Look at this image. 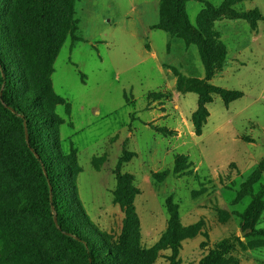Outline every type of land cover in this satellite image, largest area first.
Wrapping results in <instances>:
<instances>
[{
    "label": "rangeland",
    "instance_id": "374dc122",
    "mask_svg": "<svg viewBox=\"0 0 264 264\" xmlns=\"http://www.w3.org/2000/svg\"><path fill=\"white\" fill-rule=\"evenodd\" d=\"M69 6L56 2L62 45L50 56L26 0H0V58L11 97L58 173L60 206L75 231L100 252L119 244L125 214L115 169L128 151L135 157L120 174L134 179L139 229L113 264H171L169 198L187 229L175 264H199L227 239L233 249L222 264H264V206L253 230L240 218L264 189V0L190 1L187 15L210 52L189 33L156 29L160 0H74L71 20ZM207 86L243 97L226 105L211 92L198 137L200 95L188 90ZM11 128L0 106V206L44 197L24 138ZM177 156L193 165L180 175ZM37 247L42 255L30 251ZM0 264L86 260L48 218L13 210L0 212Z\"/></svg>",
    "mask_w": 264,
    "mask_h": 264
},
{
    "label": "trees",
    "instance_id": "16d2710c",
    "mask_svg": "<svg viewBox=\"0 0 264 264\" xmlns=\"http://www.w3.org/2000/svg\"><path fill=\"white\" fill-rule=\"evenodd\" d=\"M61 0H26V10L29 13L30 19L38 25L46 52L50 56H55L60 50L62 42L56 44L53 31V18L56 8V2ZM65 3L70 2L69 11L70 18L73 15L74 0H63ZM192 0H160L159 7V24L156 29H166L168 31H183L196 36L200 40V44L207 52H210L209 39L207 36L198 32L191 24L186 12V5ZM264 21V18H259ZM74 31H77L75 28ZM172 34V33H171ZM209 48V49H207ZM204 53V61L208 69L209 53ZM203 85V84H200ZM182 91V90H180ZM190 93H198L200 101L197 111L193 114L192 122L195 133L198 137L202 136L203 130L210 117L207 105L212 102L211 92L221 95L224 103L229 105L243 97L240 92H226L225 90L207 86L198 92L195 88L188 90ZM0 106L4 113L8 114L12 119L11 128L15 132H21L25 145L24 150L32 166L33 172L40 177L44 192V197L36 198V200L27 202H14L0 206V212H11L13 210H21L27 213L37 214L41 218H48L52 226L67 242V245L78 249L84 255L86 264H113L114 257L126 252L131 244V239L134 233L139 229V218L134 206L133 194V177L130 175H121L120 171L124 164H128L135 155L128 151H123L121 158L115 169L117 179V191L115 198L117 203L123 208L125 221L122 234L119 239V244L111 251L100 252L86 238L75 231L66 213L63 211L59 202V195L56 188V171L52 170L48 161L40 153L38 142L34 132V127L30 122L24 109L16 104L11 97V85L0 58ZM27 130V133H26ZM163 136L172 134L166 129L160 130ZM28 136V140H27ZM185 156H177L175 163V173L182 174L192 167ZM62 172V170L59 169ZM264 189L252 200L247 210L240 216L245 229L253 230L255 224L263 211ZM167 208L170 214L169 230L164 238V242L172 250L171 264H175L181 250V241L183 233L187 229H183L180 223L178 206L173 204L172 199L167 200ZM55 216L57 222L55 223ZM233 249L231 239L222 241L220 244L205 256L199 264H222L226 256ZM30 251L42 255L41 248H33ZM57 255L64 256L62 251H58Z\"/></svg>",
    "mask_w": 264,
    "mask_h": 264
},
{
    "label": "water",
    "instance_id": "95a60500",
    "mask_svg": "<svg viewBox=\"0 0 264 264\" xmlns=\"http://www.w3.org/2000/svg\"><path fill=\"white\" fill-rule=\"evenodd\" d=\"M26 133H27V130H26ZM27 140H28V136H27ZM57 222V219H56V216H55V223Z\"/></svg>",
    "mask_w": 264,
    "mask_h": 264
}]
</instances>
